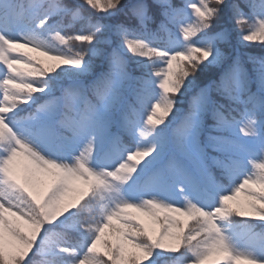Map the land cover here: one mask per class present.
<instances>
[{"label": "snow or ice", "instance_id": "obj_1", "mask_svg": "<svg viewBox=\"0 0 264 264\" xmlns=\"http://www.w3.org/2000/svg\"><path fill=\"white\" fill-rule=\"evenodd\" d=\"M0 264H264V0H0Z\"/></svg>", "mask_w": 264, "mask_h": 264}, {"label": "trees", "instance_id": "obj_2", "mask_svg": "<svg viewBox=\"0 0 264 264\" xmlns=\"http://www.w3.org/2000/svg\"><path fill=\"white\" fill-rule=\"evenodd\" d=\"M178 2L181 3V4H183L184 0H178ZM189 11H190V10H189ZM174 31H175V29H174ZM248 50H249V51H252V52H254V53H257V54L260 52V49L257 48V47H253V48L248 49Z\"/></svg>", "mask_w": 264, "mask_h": 264}, {"label": "rangeland", "instance_id": "obj_3", "mask_svg": "<svg viewBox=\"0 0 264 264\" xmlns=\"http://www.w3.org/2000/svg\"><path fill=\"white\" fill-rule=\"evenodd\" d=\"M34 55H35V53H34Z\"/></svg>", "mask_w": 264, "mask_h": 264}]
</instances>
